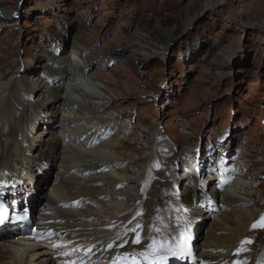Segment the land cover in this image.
Listing matches in <instances>:
<instances>
[{"label":"bare ground","instance_id":"bare-ground-1","mask_svg":"<svg viewBox=\"0 0 264 264\" xmlns=\"http://www.w3.org/2000/svg\"><path fill=\"white\" fill-rule=\"evenodd\" d=\"M142 46L153 49L139 39L131 58ZM85 55L81 45L37 54L39 67L21 70L0 60V203L27 209L38 224L26 243L12 214L0 220V264H157L175 252L172 264H264V227H253L264 217V193L246 165L209 166L200 176L186 153L190 179L168 182L161 131L152 125L129 143L130 127L117 124L123 114H109L108 92ZM204 212L210 226L192 247Z\"/></svg>","mask_w":264,"mask_h":264},{"label":"rangeland","instance_id":"rangeland-1","mask_svg":"<svg viewBox=\"0 0 264 264\" xmlns=\"http://www.w3.org/2000/svg\"><path fill=\"white\" fill-rule=\"evenodd\" d=\"M1 6L0 60L38 68L44 58L34 55L81 45L90 76L108 92L109 114H123L117 124L130 127L129 143L146 138L152 125L161 131L166 161L159 170L170 168L168 182L190 179L182 175L193 165L188 153L200 176L209 166L245 164L264 193V0H1ZM139 39L153 49L140 47L134 60L129 45ZM207 181L205 194L213 197ZM209 214L197 219L192 247L207 232ZM175 255L157 264H172Z\"/></svg>","mask_w":264,"mask_h":264},{"label":"snow or ice","instance_id":"snow-or-ice-1","mask_svg":"<svg viewBox=\"0 0 264 264\" xmlns=\"http://www.w3.org/2000/svg\"><path fill=\"white\" fill-rule=\"evenodd\" d=\"M264 227V217H261V220L257 222V224H254L253 227ZM136 243L139 242V240L135 241ZM151 247V246H150ZM161 260L167 259V257H160Z\"/></svg>","mask_w":264,"mask_h":264}]
</instances>
